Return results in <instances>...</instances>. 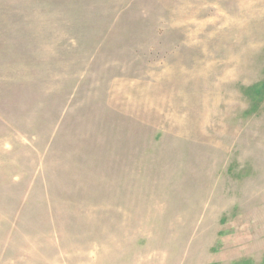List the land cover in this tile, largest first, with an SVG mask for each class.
Wrapping results in <instances>:
<instances>
[{"label":"rangeland","instance_id":"1","mask_svg":"<svg viewBox=\"0 0 264 264\" xmlns=\"http://www.w3.org/2000/svg\"><path fill=\"white\" fill-rule=\"evenodd\" d=\"M0 264H264V0H0Z\"/></svg>","mask_w":264,"mask_h":264}]
</instances>
